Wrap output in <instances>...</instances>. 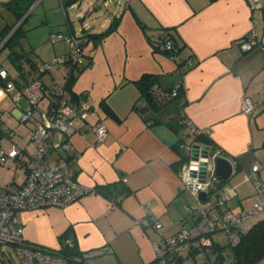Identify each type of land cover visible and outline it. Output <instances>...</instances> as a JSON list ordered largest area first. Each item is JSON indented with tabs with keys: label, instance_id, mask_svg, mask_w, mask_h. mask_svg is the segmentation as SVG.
<instances>
[{
	"label": "crops",
	"instance_id": "crops-1",
	"mask_svg": "<svg viewBox=\"0 0 264 264\" xmlns=\"http://www.w3.org/2000/svg\"><path fill=\"white\" fill-rule=\"evenodd\" d=\"M68 2L61 0L63 9ZM247 2L108 0L104 5L110 6L111 16H99V5H89L84 14L78 12L77 24L65 13L66 30L57 28V32L86 34L83 53L88 56L90 69L95 67L96 53L105 52L107 42L119 31L129 37L126 44L132 53L138 50L139 58L117 79L102 82L94 95H91L93 81L79 85L78 90L71 85L70 91L86 99L91 109L85 124L74 119L77 131L71 137L74 148L68 156L69 169L76 181L94 188L95 192L62 207L17 212L26 241L58 248L69 234L80 254L88 256L90 264L152 261L156 256L153 246L156 232L151 223L160 222L161 234L170 236L182 226L194 223L196 218L190 209L196 202L195 197L182 188L179 177L182 163L188 160L186 146L190 144L219 147L232 164L228 179L212 182L211 199L221 189L233 188L235 196L230 200L233 208L231 201L238 196L240 183L228 185L226 182L238 172L243 175L241 182H250L244 178L253 164L259 166L256 173L264 179V50L254 47L242 51L239 46L252 22L257 36H264V0L261 9L253 12ZM120 7L123 11L116 17ZM91 13L98 16L87 23ZM114 19L116 26L108 31ZM9 26L6 23L0 29V49L14 31L11 29L3 36V30ZM164 30L170 32L173 43L180 47L175 60L160 43ZM20 46L21 41L15 50L28 53L27 60H21V71L16 69L11 74L2 65L17 85L38 75L45 84L64 85L59 82L63 67L52 70L53 65L48 71L37 73L42 62L61 55L62 51L57 54L53 48L49 59L39 60L34 57V49ZM87 47H90L89 53L85 52ZM145 72L158 77L152 88L155 105L139 93L133 81ZM0 82L4 88L1 79ZM174 87L178 93L173 96L170 90ZM64 94L69 97L66 88ZM5 97L0 93V103ZM245 97L259 105L254 116L242 113L241 100ZM19 100L17 103L12 100L16 107L10 109L17 121L25 107ZM184 120H190L202 132L186 126ZM99 121L105 124L107 135L103 142L96 143L90 127ZM24 125L30 132V143L18 148L22 155L17 170L22 172V177L18 182L4 183L0 186L3 189H14L23 182L25 162L34 151L33 124ZM8 128L11 133L0 132V147L6 150L13 144L15 134ZM238 202L237 208L242 207L241 199Z\"/></svg>",
	"mask_w": 264,
	"mask_h": 264
},
{
	"label": "built area",
	"instance_id": "built-area-1",
	"mask_svg": "<svg viewBox=\"0 0 264 264\" xmlns=\"http://www.w3.org/2000/svg\"><path fill=\"white\" fill-rule=\"evenodd\" d=\"M262 0H248L250 11L261 9ZM123 7L116 13L119 17ZM252 22L247 35L240 39L239 46L242 51L254 47L264 50V36L258 37ZM52 42L64 41L68 46L67 51L53 58L51 61L42 62L38 66V72L48 71L53 65L65 64L69 70L84 63L83 48L87 40L86 34L61 32L53 33ZM169 38L163 42V48L167 55L175 60L177 53ZM190 63V60H187ZM68 70V71H69ZM0 79L5 83V91L11 94L12 100L17 103L24 98L26 106L21 109L18 120L22 123H32L31 143L34 151L29 154L25 162V176L14 189L8 190L0 187V254L5 248H13L16 257L21 264H90L88 256L81 254L72 259L61 255L60 247L50 248L28 242L24 238L22 224L17 220V212L23 210H41L51 206L62 207L76 202L84 195L95 192L80 184L73 178L69 169L68 156L73 150L71 137L77 129L74 119L85 124L91 105L86 99H70L64 96V85L52 82L45 84L36 77L29 82L17 85L9 76L8 71L0 64ZM174 96L178 93L177 87L170 90ZM241 110L249 116H254L259 110V105L249 98L241 100ZM186 126L192 127L197 133L200 129L193 127L190 120H184ZM95 133L96 143L103 142L107 135L106 126L99 121L90 127ZM0 132L9 134L10 129L0 127ZM14 143L6 150L0 147V165L7 164L12 171L18 169L21 163V151ZM193 144L186 146L188 160L181 165L180 179L183 189L188 190L195 197L196 202L190 205L195 213L194 223L184 225L175 233L164 236L161 234V223H151L156 232L153 240L155 258L145 264H197V254L212 246L210 235L215 232H225L231 245H236L241 234L252 224L251 218L264 211V179L256 172L257 164H253L245 173V179L251 181L253 194L251 206L248 209L234 210L230 206V200L235 196L233 188L221 189L215 199H211L210 190L212 182L216 181L214 161L218 157H224L222 150L216 146H208L204 149L201 144L196 148V157L192 156ZM206 152H205V151ZM206 155V164L201 159ZM195 165V167H193ZM202 168H204V180H202ZM126 181L125 177L121 178ZM206 192L205 199H200L199 192ZM148 223L147 219L142 220ZM65 244L72 247L69 239ZM112 264H120L115 262ZM214 264V263H211ZM252 264H264V256L258 258Z\"/></svg>",
	"mask_w": 264,
	"mask_h": 264
},
{
	"label": "rangeland",
	"instance_id": "rangeland-1",
	"mask_svg": "<svg viewBox=\"0 0 264 264\" xmlns=\"http://www.w3.org/2000/svg\"><path fill=\"white\" fill-rule=\"evenodd\" d=\"M62 1L65 2V0ZM105 1L108 0H80L78 4V0H76L75 6L64 3L65 8L63 9L61 0H0V29L3 24L6 23H8V25H13L12 29L20 26V29L22 30V34L19 36V41H21L20 47H24L26 50H29L30 48L34 49V57L39 60L50 57L53 53V48L57 54L62 51L61 55H63V51L67 50L66 46L68 45L64 41H58L60 44H54L55 42L53 43L51 41L50 35L56 33L57 28H61L63 31L66 30L67 24L64 23L66 21L65 13L70 21L77 24L78 12L84 14L89 9V5L92 7L96 4L99 5V16H111L112 14L109 12L110 6H105ZM21 14L22 16L18 19V16ZM91 14L92 15L88 18V21H86L87 23L94 20V17L98 16V14ZM115 36V38L109 39L107 42L105 52L99 51L96 53L95 67L92 69H90L89 65H84L86 61H88V56H85L84 64L73 68L72 76H70V72H68L69 67L65 64L53 66L52 70H55L56 66L64 68L65 74L64 72L62 74L59 72V82L66 83L68 78L71 77L70 84L75 90H78L79 85L81 86L82 84L93 81L94 86L91 89V95H94V93L99 92V86L102 82L108 83L114 78L117 79L120 74L125 73L127 70L126 68L131 66L133 61L138 60L139 53L138 50L133 53L130 51L126 44L129 37L124 31L116 32ZM108 46L110 48H108ZM90 47L85 49L86 53L90 52ZM10 52L11 50H9V47L7 46L0 49V64L13 74L16 71V67L13 62H11L12 60L9 56ZM53 58L48 59L49 61H52ZM108 61L110 62V65ZM66 91L67 93H70L69 89H66ZM0 93L6 95L0 103V119H2L0 127L3 123V125L12 128L15 133L13 134V143L17 145V148H24L23 146L30 143V132L24 123L17 121V119L12 116V111H10V109L16 107V104L9 98V94L5 91V88L0 86ZM19 103L22 106H26L24 98H21ZM4 136L5 135L2 137ZM30 145L28 146L32 149L33 147ZM21 173L22 172L18 170L16 172L11 171L7 164L1 165L0 186H4V183H9L13 180L18 182L22 177ZM242 176L243 175L238 172V174L236 173L228 180V182H226L228 185H234L238 181L240 183L237 185L238 196L231 201V205L234 209H248L252 202V198L250 197L253 194V186H251V181L241 182ZM238 199H241L242 207L237 208V204L239 203ZM260 219H264V211L255 214L250 222L254 223ZM226 235L227 234L222 231L210 235V239L214 246H207V248H203V250L197 254V264H234L232 263V245ZM5 251L6 252L0 256V264H21L19 258L16 257L15 252L9 248H5ZM218 253L221 254L220 260L218 259Z\"/></svg>",
	"mask_w": 264,
	"mask_h": 264
},
{
	"label": "trees",
	"instance_id": "trees-1",
	"mask_svg": "<svg viewBox=\"0 0 264 264\" xmlns=\"http://www.w3.org/2000/svg\"><path fill=\"white\" fill-rule=\"evenodd\" d=\"M76 2V0H69V4ZM22 16L19 15L18 19ZM114 22L112 23L111 28L108 30L110 31L111 29H113L116 26V19L113 20ZM16 23V22H15ZM13 25H10L8 28H5L3 30V36L6 35L11 29H12ZM22 34V30L20 29V26H17L14 31L10 34V36H8V38L4 41L3 46H7L9 47V50H11L10 52V58H11V62H13V64L15 65L16 69L21 71V63H22V59H26L27 60V56L28 53H22V52H18L15 50L16 46L19 45V40ZM166 38H169L173 43V38L170 35V32L164 30L163 35L161 36L160 40L162 43V45L164 44L163 42L166 40ZM173 46L176 49V52H179V46H177L176 43H173ZM167 53V52H166ZM84 58H85V54L83 53ZM83 58V59H84ZM84 63H85V59H84ZM83 63V64H84ZM31 65H34V62L30 63ZM90 64V61H86V63L84 65H88ZM72 70L70 71V76H72ZM38 74H42L37 72ZM39 77V75L37 76ZM34 79V78H33ZM157 74L154 73H149V72H145L143 74L140 75L139 79L133 80L136 84V86L139 89V93L144 95L148 100H150L152 102L151 105H155V95L152 92V88L153 86L157 83ZM14 80V79H13ZM16 81V80H14ZM71 77L68 78V80L66 81V83H64V88L71 90ZM3 84L5 86V83L3 81ZM65 96V95H64ZM81 96L76 94L73 91H70L69 97L67 96V98L70 99H78ZM157 101V100H156ZM197 136H200L199 134ZM66 237L70 240V242H72V240L69 238V234H66ZM72 247L62 243V245H60V253L61 255L67 257L68 259H72L73 256H80V252L78 251L76 245L74 242H72ZM214 246V245H213ZM232 263L234 264H252L253 262H255L256 260H258V258L264 256V219H260L258 221H255L254 223H252L244 232L243 234H241L240 236V240L236 245H232ZM10 250L13 251V248H9ZM8 251V250H6ZM4 251V252H6ZM3 252V253H4ZM2 253V254H3ZM10 253V252H9ZM1 256V254H0ZM221 254L218 253V259H221Z\"/></svg>",
	"mask_w": 264,
	"mask_h": 264
},
{
	"label": "water",
	"instance_id": "water-1",
	"mask_svg": "<svg viewBox=\"0 0 264 264\" xmlns=\"http://www.w3.org/2000/svg\"><path fill=\"white\" fill-rule=\"evenodd\" d=\"M199 144H193V150L192 151V156L195 158L196 157V148H198ZM203 148L206 150L208 149V146L207 145H203ZM204 150V151H205ZM206 152V151H205ZM202 163L206 164L207 162V157L206 155H204V157L201 159ZM214 163V169H215V176H216V179L217 180H226L229 178V176L231 175L230 173H232V164L231 162H229V159L227 160V158H224V157H218L215 159V161L213 162ZM204 168H202V175L201 178L202 180H204ZM199 198L200 199H205L206 197V192L204 191H201L199 192L198 194Z\"/></svg>",
	"mask_w": 264,
	"mask_h": 264
},
{
	"label": "clouds",
	"instance_id": "clouds-1",
	"mask_svg": "<svg viewBox=\"0 0 264 264\" xmlns=\"http://www.w3.org/2000/svg\"><path fill=\"white\" fill-rule=\"evenodd\" d=\"M193 167H195V165H193Z\"/></svg>",
	"mask_w": 264,
	"mask_h": 264
}]
</instances>
